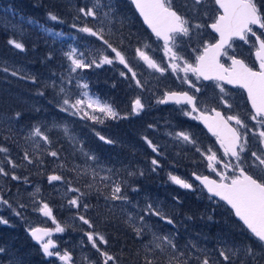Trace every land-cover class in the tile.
Returning a JSON list of instances; mask_svg holds the SVG:
<instances>
[{
    "label": "trees",
    "instance_id": "16d2710c",
    "mask_svg": "<svg viewBox=\"0 0 264 264\" xmlns=\"http://www.w3.org/2000/svg\"><path fill=\"white\" fill-rule=\"evenodd\" d=\"M123 2L124 5L112 4L111 7L119 12L124 8L126 13H130L131 2ZM105 3L109 4L110 0ZM86 5L84 0H0V146L9 150L7 154L0 153V166L9 172V176H0V195L27 192L31 186L39 189L38 202L43 201L49 205L56 221L65 227L68 236L66 239L81 242L88 248L85 253L91 252V261L100 264L102 257L86 236L90 231L107 239V245L102 247L116 257L117 264H144L145 256L154 259L156 264H168L171 250L163 253L159 250H147L151 247V232L173 233L178 249L187 254L188 264H199V261H194L198 253L196 246L199 245L208 251H201V258L206 255L211 264L212 261L224 264L214 251L218 244L215 238L227 241L230 247L246 244L258 250L256 241L242 232V227L233 219L229 209L223 212L217 205V210L212 211V202L206 194L201 196L200 192L194 190L188 192L167 181L168 159L172 157L164 145L168 144L167 139H154L155 142L161 141L157 146L162 154H157L147 145L139 125L134 121L129 122V126L124 123L125 118H105L103 123H98L81 119L80 116H70L59 110L55 102L60 99L59 79L63 84L71 85L72 90L78 82L87 83L91 93L102 100V103L111 105L121 116L131 114V100L136 95L135 83L131 77L120 75L123 68L119 64L118 68L103 64L100 67L77 70L76 80L72 79L68 83L69 68L64 54L67 47L75 48L79 55L83 52L85 62L93 58L99 62L100 55H108L110 58L114 56L96 37L79 32V27L85 24L94 29L97 27V22L90 17L81 16L80 21L76 22L78 9ZM49 13L58 16L59 21L51 20ZM73 24L77 27L73 28ZM133 25L137 30L145 32L142 24L133 21ZM110 27L111 33L106 29L105 38L132 60L133 49L139 44L137 33L128 34L126 26L115 27L110 24ZM53 33L62 35L57 37ZM10 39L22 42L24 50L10 45ZM5 68L8 69L7 72L3 71ZM13 71L17 72L16 76L11 74ZM50 76L57 81L51 82ZM41 92L43 95L39 94ZM17 113L20 114L19 118L16 117ZM62 115L65 122H59ZM97 115L103 116L99 113ZM54 124L58 126L53 127ZM37 125L42 126V131L46 130L52 140L50 147L41 142V147L37 149L33 141L27 138L31 129ZM64 125L73 131V135L84 136V140L66 136L63 132ZM97 133L113 143L101 141ZM25 151L33 158V163L23 160ZM48 151H57L59 158L51 157L47 154ZM84 153L94 155L97 160H88ZM6 156L18 167L13 169L6 162ZM152 159L159 161L160 167L156 171H151ZM180 161L181 167L187 166L186 161ZM61 163L63 168L60 167ZM76 166L80 168V175L72 170ZM91 169L98 173L95 179ZM108 169L112 171L109 172ZM13 172L20 177L19 180L11 179ZM139 172L144 175H139ZM53 174L63 176L64 180L49 183L48 177ZM103 176H110L112 180L122 183L123 194L129 197L128 201L117 203L123 209L117 210L110 206L113 201L106 199L110 191L103 183L111 184L112 181L102 182L100 178ZM89 184L93 187L89 188ZM69 185L78 187L80 192L86 194L80 200V209L67 203L68 199L80 195L68 191ZM147 196L156 200L173 223L162 222V219L150 220L148 217L150 225L147 229L151 231L146 229L145 234L138 237L128 223L129 211L135 212L136 201L141 204ZM83 204H88L87 211L83 209ZM145 211L141 213L144 214ZM26 213L29 214L20 212L21 215ZM79 215L85 216L92 227L89 228L80 221ZM23 217L26 218L24 215ZM12 225L16 227L15 232L0 224V248L13 241L21 250L26 249V264H49L50 259L48 261L42 256L41 260L37 259L39 254L33 248L31 237L24 233L26 225H19L18 221H14ZM13 238L16 239L12 240ZM223 241L219 240V243ZM21 252L19 258L23 261L24 252ZM262 262L260 260V264H264ZM236 264H239L238 260Z\"/></svg>",
    "mask_w": 264,
    "mask_h": 264
},
{
    "label": "snow or ice",
    "instance_id": "6c2138e0",
    "mask_svg": "<svg viewBox=\"0 0 264 264\" xmlns=\"http://www.w3.org/2000/svg\"><path fill=\"white\" fill-rule=\"evenodd\" d=\"M132 3L135 4L145 23L151 29V33L155 37L152 43L156 44V48H153L152 43L139 42V46L133 49V58L143 62L147 68L153 69L161 75L169 72L174 73L176 80L179 81L178 89L164 91L157 97L156 103L163 105L173 104L177 106L176 110L182 115L202 121L219 142L220 147L223 149L222 156H218L217 152L213 151L210 146L201 148L190 132L176 131L170 133V135H174L175 139L182 144L192 145L195 151L200 154L206 166L217 173L220 178L219 181L211 180L207 176L201 177L196 175V173H193V176L196 180L201 181L209 193L219 197L227 205L231 206V209L234 210V215L242 221L243 226L246 227L258 245L259 260L257 259L258 250L246 244L239 247H226L225 250L219 251V257L224 264H236L237 260L239 264H260V260H264V39L261 38V36H264V31L257 35V32L253 30V26H258L259 29L264 30V0H212V3L218 5L219 14L210 25L196 22L197 19L207 15L208 0H183L179 6L174 5L173 0H132ZM102 7L101 0H94L91 7L79 8L77 19H80L81 16L90 17L97 22V27L94 29L85 24L79 27L78 30L81 33L96 37L103 45L107 46V49L111 50L114 56L110 58L108 55H100L99 62L95 58L85 62L84 53L81 52L77 56V50L73 48L65 53L70 61L68 83H71L72 78H74L72 74L76 73L77 70L88 69L93 66L100 67L103 64L111 65L115 60L127 70L126 72L121 71L120 75L127 77L130 74L136 86L143 89L144 85L137 78V73L129 64L124 53L105 38L106 29L109 34L111 33V18L109 12L101 11ZM109 7L111 8V5ZM101 15L103 19L99 18ZM49 18L53 21H59L60 19L51 13H49ZM72 27L76 28L77 25L73 24ZM206 27H210L215 33H218L219 39L215 43L200 42L198 47L191 48L193 60L190 62L185 58L183 52L186 47L191 45L194 39L198 40L201 30ZM45 31L49 30L45 29ZM53 35L58 37L62 33H53ZM249 35L255 38L253 47L255 48V57L259 61V66L255 69L249 67L244 60L237 59L235 55H229V50L233 47V38L236 37L248 43ZM8 43L16 49L24 50L22 42L10 39ZM157 49L161 50L163 56L167 58L163 64L158 63L157 59L154 58ZM222 56L227 57L231 61L230 66L225 67V64L221 63ZM3 71L7 72L8 69L5 68ZM11 74L16 76L17 72L13 71ZM190 74L191 77L195 78V82L190 78ZM200 81H213L214 87L219 89V103L229 110L232 108V104L229 103L227 98L228 94L225 85H234L246 90L247 98L251 102L253 110L249 114L248 119L254 123L249 125L240 118L239 114L226 116L216 108H206L203 105V101L198 105L196 93H200L203 86L198 84ZM183 85H186L187 89L181 87ZM78 86L85 90L88 89L87 83ZM59 91L65 93L63 87ZM39 94L43 95L42 92ZM57 106L61 112L68 113L70 116H80L81 119H89L98 123H103L105 118L113 120L127 118V116H121L116 112L111 105L101 104L98 98L89 95L87 91L76 95L74 98L65 93L61 100L57 101ZM145 108L146 104L137 96L131 104V114L140 115L145 111ZM88 109L92 111L89 112ZM97 112L103 114V116L96 115L95 113ZM19 116L20 114L17 113L16 117L19 118ZM57 126L53 125V127ZM148 127L152 128L154 125L150 124ZM63 132L66 136L72 138L67 125L63 126ZM96 135L99 136L101 141L108 144L113 143L112 140L106 139L99 133ZM27 138L33 141L34 147L37 149L41 147V142L48 147L52 144V140L46 134V130L42 131V126L40 125L34 126ZM36 138L39 139L37 140ZM144 140L154 153L162 154L159 146L153 144L148 137H144ZM8 151L6 147L0 146V153L7 154ZM47 154L51 157L59 158L57 151H48ZM84 155L88 160H97L94 155L88 153H84ZM222 157H228L229 159L225 160ZM23 160L29 164L33 163V158L29 156L28 151L24 152ZM6 162L13 169L18 167L10 157L6 156ZM151 165L153 166L151 171H156L160 167L157 159H152ZM60 167L63 168L64 165L61 163ZM72 170L76 171L77 175H80L79 166ZM108 171L111 172L112 169H108ZM91 172L93 179H95L98 173H96L95 169H91ZM135 174L129 173V175ZM138 174L144 175L143 172ZM0 176H9V172L3 166H0ZM11 179L19 180L20 177L13 172ZM100 179L112 181L111 184L106 183L104 185L110 189V195L106 199L112 201L129 200V197L123 194L120 181L112 180L110 176H103ZM48 180L49 183L63 181L64 177L53 174L48 177ZM169 180L184 189L193 188L192 183L187 182L180 176L169 174ZM88 187L92 188L93 185L89 184ZM138 190L133 189V191ZM68 191L80 194L67 201L68 205L80 209L82 206L80 200L86 194L80 192L78 187H71L70 185ZM0 205L12 207L3 196H0ZM19 207L23 208L24 205L21 204ZM88 207V204H83L85 211H87ZM36 210L41 212L43 216L51 218L55 228H33L30 230L32 237L41 243L43 253L46 256L58 257L65 264H69L71 261L70 253L64 251L61 254L57 249V245L50 238L53 232L63 233L65 227L56 221L52 209L47 203L38 202ZM15 214L19 216L20 212L16 211ZM145 215L158 216L168 224L173 223L170 217L153 208L152 204H148L145 213L135 218L139 221V226H137L131 215L128 216V223L138 237H142L147 229ZM78 218L88 225L89 228L92 227L91 222L85 216L79 215ZM8 223L7 219L0 216V224ZM147 230L151 231L150 229ZM86 236L91 246L102 257V264H110V262L111 264H117L116 257L110 255L102 247V245H107L108 243L103 235L90 231L86 233ZM45 237L49 238L45 239ZM151 237V247L147 248L148 251L159 250V252L163 253L171 250L168 264H188L187 254L178 249L172 237L157 235L155 232H151ZM97 241L100 243H97ZM3 251L4 249L0 248V252ZM197 260L199 264H210V259L206 255L202 258L197 257ZM144 264H156V262L154 259H149L145 256ZM212 264H217V262L212 261Z\"/></svg>",
    "mask_w": 264,
    "mask_h": 264
},
{
    "label": "rangeland",
    "instance_id": "374dc122",
    "mask_svg": "<svg viewBox=\"0 0 264 264\" xmlns=\"http://www.w3.org/2000/svg\"><path fill=\"white\" fill-rule=\"evenodd\" d=\"M106 0H101V4L103 5L102 7V12H109L110 18H111V24L115 27H119V26H126L128 28L127 33L130 34L131 32H134L135 34L137 33V40L139 42H148V43H152L151 39H149L147 36H145L141 30H137L135 28V25H133V18L131 17L130 13H126L124 8H121L120 12L113 9L112 7L110 8L109 5H124L125 2H123V0H110L109 4L105 3ZM175 1L178 5L182 4L183 0H173ZM85 4H87L86 6L91 7L94 3V0H84ZM206 17H208V14L206 15ZM101 19H103L102 15L99 17ZM205 17L203 18H199L197 19L196 22L201 23V24H207L210 22L206 21ZM80 21L79 19H76V22ZM212 22V21H211ZM117 26H116V25ZM122 30V28H121ZM208 37V34L205 32L204 29L201 30V34L200 37L197 39H194L191 42L193 47H198V42L201 39H206ZM200 43V42H199ZM198 44V45H197ZM137 46H139V44H137ZM136 46V47H137ZM189 46V47H190ZM152 47L156 48V44L152 43ZM191 48L187 49L185 52H183V55L185 56L186 59H188L191 62ZM60 49V48H59ZM73 49L67 47V49L64 50V54L71 51ZM235 50V48H233V51ZM76 55L79 56V51L77 50ZM126 59L128 60L129 64L132 66L133 70L137 73V78L140 79L141 84L144 85V90L146 92H150L152 94L156 93L158 95L162 94L164 91H166L167 89L171 88V87H175L176 83L179 82L176 80V76H172L170 75V73H165L163 75H161L158 72H155L153 69H149L147 68L146 65L143 64V62L138 61L136 59L133 58V53L131 55L132 60L129 59L130 57L127 56L126 54H124ZM66 58V62H68V68L70 67V61L68 60L67 56L65 55ZM154 58L157 59V62L159 63H164L163 60L165 59V57L163 56V52L159 49H157V51L155 52ZM118 61H114L113 64L111 65H115L118 68ZM121 68H124L121 67ZM123 71H127L125 68L122 69ZM69 75V74H68ZM182 75V73H181ZM51 77V76H50ZM72 79H75V73L72 74ZM127 77H131L130 74ZM79 77H77L78 79ZM190 78H192L190 76ZM76 80V79H75ZM51 82L57 81L55 80L53 77H51L50 79ZM60 81V88L63 87L65 89V93H67L68 95L71 94V96L74 98L76 95L87 91L89 93V95L96 97L93 93H91L90 91V86L88 85V89H83L81 87H79L78 85H82V82H78L75 85V89L72 90L71 85H65L62 83V81L59 79ZM80 81V80H79ZM134 82V80H132ZM62 83V84H61ZM135 83V82H134ZM136 85V84H135ZM59 88V90H60ZM142 89V90H143ZM135 90H139L138 88H135ZM60 93V99L65 95V93ZM59 93H57V95H59ZM99 99V98H98ZM57 100H55V102H57ZM99 101L101 102L102 100L99 99ZM101 104H104L101 102ZM107 104V103H105ZM89 112H91V109H88ZM99 113V112H97ZM97 113H95L97 115ZM100 115H103L101 113H99ZM126 116V115H125ZM136 116H142V118H146L145 116V111H143L140 115H136ZM128 118V117H127ZM129 119V118H128ZM60 121H64L65 122V117L62 115V118L59 120ZM246 123L249 124L250 120L246 121ZM252 122V121H251ZM69 128V127H68ZM70 130V135L74 137V139H78L79 141L84 140V136L80 135V134H76L73 135V131ZM194 135V138L197 140L198 145L201 148H205V147H212L209 143V140L205 137H202L200 135ZM149 139V138H148ZM170 139L173 140V143H170ZM167 141L168 144H164L166 146V149H168L169 151V155L172 156L171 158L168 159L169 161V170L168 171V177H166L167 181L171 184L172 183L169 180V174L172 175H177L180 176L181 178L185 179L187 182L192 183L193 188L192 189H184L185 191H190L192 192V190L194 191H198L200 192L199 195L204 194L203 190L192 181V174L196 173V175H202L205 172H209L212 171V169L208 168L206 166V163L203 162L202 157L200 156L199 153H197L194 149V147L192 145L189 144H182L181 142L177 141L175 139V137L170 138ZM153 144L154 141L152 139H150ZM162 144V143H161ZM175 146V147H174ZM213 151L217 152L218 156H221V153L218 149L212 147ZM255 150V148H254ZM176 155L179 156L178 160L175 161V157ZM175 156V157H174ZM180 160H184L187 163L186 167H181V161ZM174 164H176V167L174 168ZM102 182H108V181H102ZM111 183V182H110ZM106 183H103V185H105ZM176 185V184H175ZM178 187H180L179 185H177ZM182 188V187H180ZM109 191L110 189L107 188ZM39 191H37L36 187L31 186V188H29L27 190V192H20V193H10L9 195H0L3 196L4 199L8 200L9 203L12 205L11 208H9L7 205H0V216H2L4 219H7L9 221L8 224H1V226L5 227L6 229H11L12 232H15L16 227L12 225V223L14 221H18L19 225H21L22 223L26 225V228L24 229V233L26 235L30 236L31 233V229L33 228H50V229H54L55 228V224L53 223V221L51 220V218L49 217H45L43 216V214L41 212H39L37 209V204H38V195H39ZM202 196V195H201ZM210 202H212V211H216V207L215 206H220V209L225 212V206L215 202L214 200H210ZM119 203V201H113V203H110L111 207L118 209H123L120 208V206L117 204ZM24 205L23 208L19 207L20 205ZM148 204H152L153 208H156L158 210H160L162 212V214L165 215V210L163 208L160 207V205L157 204L155 199H151L150 197L147 196V198L143 199L141 201V204L138 203V201H136V203L134 204L136 207L135 212L130 210L129 213L130 215L133 217V219L135 220L137 226H139V221L136 220V215H143L141 212H144L147 208ZM15 210V211H14ZM29 212V214H20L19 216H17L15 214V212ZM139 212V213H138ZM26 216V218L23 217ZM150 217V220H155V219H161L158 216H154V215H145V223L147 224V226L149 227L150 223L149 220H147V218ZM164 220H162L163 222ZM158 222V221H157ZM154 222V223H157ZM153 224V223H152ZM159 227V226H158ZM160 228V227H159ZM157 235H168L170 237H172L175 241V235L171 232H167V233H157L155 232ZM64 234V235H63ZM11 235V233L9 234ZM68 236H66V231H64L63 233H56L53 232L52 236L50 237L54 243L57 245V249L61 252V254H63L64 251H67L70 253L71 255V261L69 262V264H100L96 261H91L92 257H90V254H86L85 252L88 250V248H86L85 246L82 245L81 242H75L74 239L69 238V240H67ZM49 237H47L46 239H48ZM16 238H13L12 240H15ZM32 243H33V248L34 250L39 254L37 255V259H40V256L44 257V258H48V256H46L43 253L42 250V245L40 242H37L35 239H31ZM216 240H221V238H217ZM194 243L198 244V241L196 240H192ZM198 249V253L196 254V257L194 258V261H198L197 257H201L202 252L207 253L208 251L203 250L201 247V245L196 246ZM226 247H230L229 243L227 241H223L220 242L216 245L214 251L216 252V254L219 255V251L225 250ZM258 247V246H256ZM4 251L0 252V264H26V257H25V252L26 249L21 250L13 241L6 243L3 247ZM54 249V250H57ZM21 251L24 252V256H23V261L20 260L19 257L20 254L22 253ZM49 259L51 261H49V264H65L64 261H61L58 257H49ZM257 259H259V252L257 253ZM44 261V260H43ZM42 261V262H43ZM264 261V260H262ZM211 264V263H210Z\"/></svg>",
    "mask_w": 264,
    "mask_h": 264
},
{
    "label": "flooded vegetation",
    "instance_id": "af4514ba",
    "mask_svg": "<svg viewBox=\"0 0 264 264\" xmlns=\"http://www.w3.org/2000/svg\"><path fill=\"white\" fill-rule=\"evenodd\" d=\"M174 5L179 6L175 1H173ZM178 10H180L178 8ZM131 17L133 18V21L136 23L142 24V21L138 17V15L134 12L133 8L130 9ZM207 14L208 17H205L206 21H209L207 24H211L214 22V18L219 14V9H217V6L212 3V0H208V7H207ZM204 19V20H205ZM212 21V22H211ZM145 32H142L145 36H147L151 41L155 40V37L151 35L148 30L145 28L144 24H142ZM205 32L208 34V37L206 39H201L199 42H207V43H215L216 40H218V37L216 34H214L211 31L210 27L204 28ZM253 30L257 32V35H260V33L264 30H261L258 28V26H253ZM262 39H264V36H261ZM254 37H251L249 35V42L245 43L244 41H241L239 38H233L232 41V49L229 50V55H235L237 59H242L244 62L252 68H258L259 61L255 57V48L253 47ZM198 42V44H199ZM197 44V45H198ZM199 46V45H198ZM186 47L184 52L191 48ZM233 48L235 50L233 51ZM122 50V49H121ZM191 53V51H190ZM191 62L193 60V54H191ZM166 57L163 60V62L166 61ZM159 63V62H158ZM221 63L225 64V67L230 66L231 61L227 58L222 56ZM119 64V63H118ZM120 67H123V65L119 64ZM170 73V72H169ZM170 75L175 76L174 73H170ZM191 76V74H190ZM193 81L195 82V78L192 77ZM199 85H203L201 87V92L196 93L197 99H198V105L201 101H203V105L206 108H216L218 111H221L224 115H230V114H239L240 118L242 120L248 121L249 114L253 111L251 108V102L247 98V93L237 86L232 87L229 85H225L226 91H227V98L229 99V103L232 104V108L229 110L224 105L219 103L218 96H219V89L214 87L213 81H200L198 82ZM179 82L176 83L175 87H171L169 89H178ZM185 89H187L186 85L181 86ZM136 88H138L136 86ZM167 89V90H169ZM135 97L132 98L131 104L134 101V99L139 96L143 103L146 104L145 108V116L146 118H142V116H136L130 114V117L126 118L125 124L126 126H129V122H136L137 125H139V129L141 131L142 137H148L149 139H152L154 141L155 145H158L161 141H156L154 139H170L173 138L174 135H170V133H174L176 131H187L195 135H200L202 137H205L209 140V143L212 147L218 149L221 153H223V149L220 147L219 142L217 141L215 136H211L209 131L207 130L206 126L200 121V120H194L191 117L182 115L179 111L176 110L175 105L173 104H157L156 99L160 95L154 93H150L149 91L146 92L144 89L142 90L139 88V90L135 91ZM130 104V105H131ZM131 112V108H130ZM127 116V113L125 114ZM234 124V122H232ZM254 122L250 121L249 125H252ZM154 125V127L149 128L148 125ZM129 131V128H126ZM194 136V135H193ZM170 143H173V140L170 139ZM175 147V146H174ZM177 160L179 158L178 155L175 157ZM223 159L227 160L228 157H222ZM231 174V173H229ZM200 176H207L211 178L212 180L219 181V176L216 172L209 171L205 172L204 174ZM225 210H228V208L225 206ZM231 212V210H229ZM232 216L233 213L231 212ZM234 220L236 219L235 216H233ZM236 221V220H235ZM237 222V221H236ZM242 232H244L249 239H254L250 235L249 232L242 226ZM216 240V238L214 239ZM217 243H219V240H216ZM264 263V261L262 262Z\"/></svg>",
    "mask_w": 264,
    "mask_h": 264
},
{
    "label": "water",
    "instance_id": "95a60500",
    "mask_svg": "<svg viewBox=\"0 0 264 264\" xmlns=\"http://www.w3.org/2000/svg\"><path fill=\"white\" fill-rule=\"evenodd\" d=\"M130 2H132V0H130ZM133 4V7H134V10H135V12L138 14V16L140 17V19L142 20V23L145 25V27L147 28V30L149 31V33L151 34V35H153L152 33H151V29L148 27V25H147V23H145V21H144V19H143V17L140 15V13H139V10L135 7V4L134 3H132ZM217 7H218V5H217ZM211 31L213 32V33H215L212 29H211ZM217 36H218V38H219V34L218 33H215ZM234 38H236V37H234ZM222 58V57H221ZM229 86H232V87H235L234 85H229ZM245 92H246V90H245ZM202 122V121H201ZM203 123V122H202ZM204 124V123H203ZM205 125V124H204ZM207 128V127H206ZM207 130H208V128H207ZM209 131V130H208ZM209 133H210V135L211 136H213L212 135V133L209 131ZM193 178H194V180L197 182V183H199L200 185H201V187L204 189V191H206V193L211 197V198H213V199H217V200H219L220 202H222V203H224L225 205H227V203L225 202V201H222L219 197H216V196H213L211 193H209L208 191H207V188L201 183V181H198V180H196L195 179V177L193 176ZM230 209H231V206L230 205H227ZM232 211H233V213H234V210L233 209H231ZM235 216V215H234ZM236 219L241 223L242 221H240L239 220V218L238 217H236ZM243 224V223H242ZM245 227V226H244ZM31 237H32V235H31ZM46 238V237H45Z\"/></svg>",
    "mask_w": 264,
    "mask_h": 264
}]
</instances>
